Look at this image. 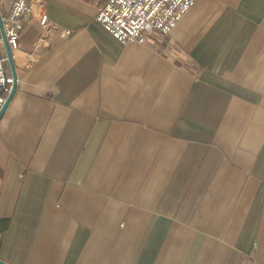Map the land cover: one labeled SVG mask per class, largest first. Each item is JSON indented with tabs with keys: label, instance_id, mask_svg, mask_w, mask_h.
<instances>
[{
	"label": "crops",
	"instance_id": "crops-1",
	"mask_svg": "<svg viewBox=\"0 0 264 264\" xmlns=\"http://www.w3.org/2000/svg\"><path fill=\"white\" fill-rule=\"evenodd\" d=\"M45 2L51 30L30 19L12 49L0 258L264 264V0H195L129 43L94 0Z\"/></svg>",
	"mask_w": 264,
	"mask_h": 264
},
{
	"label": "built area",
	"instance_id": "built-area-1",
	"mask_svg": "<svg viewBox=\"0 0 264 264\" xmlns=\"http://www.w3.org/2000/svg\"><path fill=\"white\" fill-rule=\"evenodd\" d=\"M99 3L97 20L123 43L142 42L154 32L171 33L195 0H94ZM35 19L43 31L53 27L45 0H14L10 12L2 17L4 31L11 47L30 19ZM2 38L0 37V43ZM7 55L0 48V107L12 88L13 77L6 67Z\"/></svg>",
	"mask_w": 264,
	"mask_h": 264
},
{
	"label": "water",
	"instance_id": "water-1",
	"mask_svg": "<svg viewBox=\"0 0 264 264\" xmlns=\"http://www.w3.org/2000/svg\"><path fill=\"white\" fill-rule=\"evenodd\" d=\"M0 26H1V30H2L3 41H4L5 46H6V54H7V57H8V61L10 63V66H11V72H12V77H13L11 91L8 94L5 103L0 107V119H1V117L3 116V114H4V112H5L6 108H7V106L9 104V102L11 101V99H12V97H13L15 91H16L17 83H18V77H17L16 65H15L14 58H13V53H12L11 47L9 45V42L7 40L5 31H4L1 14H0ZM0 264H9V263H7L6 261H4V260H2L0 258Z\"/></svg>",
	"mask_w": 264,
	"mask_h": 264
},
{
	"label": "bare ground",
	"instance_id": "bare-ground-1",
	"mask_svg": "<svg viewBox=\"0 0 264 264\" xmlns=\"http://www.w3.org/2000/svg\"><path fill=\"white\" fill-rule=\"evenodd\" d=\"M19 52V51H18ZM18 52H17V54H18ZM18 59H19V61H25V55L23 54V53H19L18 54Z\"/></svg>",
	"mask_w": 264,
	"mask_h": 264
}]
</instances>
